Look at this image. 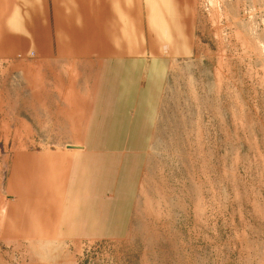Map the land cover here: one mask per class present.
<instances>
[{
	"label": "rangeland",
	"instance_id": "rangeland-1",
	"mask_svg": "<svg viewBox=\"0 0 264 264\" xmlns=\"http://www.w3.org/2000/svg\"><path fill=\"white\" fill-rule=\"evenodd\" d=\"M169 3V41L149 31L145 0H123L117 23L124 53L165 64L120 236L56 232L51 177L66 181L84 129L85 107L65 97L89 105L99 60L35 69L0 54V264H264V0ZM76 26L71 48L84 43Z\"/></svg>",
	"mask_w": 264,
	"mask_h": 264
},
{
	"label": "crops",
	"instance_id": "crops-1",
	"mask_svg": "<svg viewBox=\"0 0 264 264\" xmlns=\"http://www.w3.org/2000/svg\"><path fill=\"white\" fill-rule=\"evenodd\" d=\"M122 6L123 0H0V54L16 55L21 63L30 60L24 67L35 69L61 56L68 63L72 57L76 64L91 62L87 55L99 60L93 97L84 104L81 144L67 161L66 181L60 170L51 177L56 190L63 191L56 224L59 237L122 235L140 178L145 138L154 118L152 101L163 84L165 64L149 50L151 61L146 53H124L117 33ZM145 6L149 31L169 41L160 15L161 10L171 11L169 0H145ZM76 23L84 28V43L75 41L71 48ZM97 36L114 44L100 43ZM176 45L180 53L183 45ZM34 164L31 175L39 171ZM30 180L45 185L47 176Z\"/></svg>",
	"mask_w": 264,
	"mask_h": 264
},
{
	"label": "bare ground",
	"instance_id": "bare-ground-1",
	"mask_svg": "<svg viewBox=\"0 0 264 264\" xmlns=\"http://www.w3.org/2000/svg\"><path fill=\"white\" fill-rule=\"evenodd\" d=\"M74 94H76V93H74ZM76 96V95H75ZM68 99L69 101H71L72 103H73V105H74V108L73 109H76L77 110V113L79 114L81 111H83V106H84V104H82V102L80 101V99L79 98H72V96L71 97H65V99ZM78 101L80 102V103H78ZM84 101V100H83ZM71 102L69 103V104H71ZM85 107V106H84ZM70 114V113H69ZM76 114V113H75ZM77 114V115H78ZM84 114H85V111H83L82 113H80V115H79V117L80 118H83L84 117ZM74 117H76V116H74ZM83 121V120H82ZM79 122H77V124H78ZM79 146V145H78ZM77 146V147H78Z\"/></svg>",
	"mask_w": 264,
	"mask_h": 264
}]
</instances>
